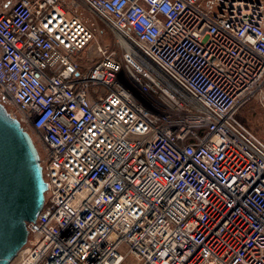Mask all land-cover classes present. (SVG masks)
I'll list each match as a JSON object with an SVG mask.
<instances>
[{"label": "built area", "instance_id": "built-area-1", "mask_svg": "<svg viewBox=\"0 0 264 264\" xmlns=\"http://www.w3.org/2000/svg\"><path fill=\"white\" fill-rule=\"evenodd\" d=\"M0 93L46 157L10 264H264V0H10Z\"/></svg>", "mask_w": 264, "mask_h": 264}, {"label": "water", "instance_id": "water-1", "mask_svg": "<svg viewBox=\"0 0 264 264\" xmlns=\"http://www.w3.org/2000/svg\"><path fill=\"white\" fill-rule=\"evenodd\" d=\"M47 184L32 138L0 102V264H10L27 240Z\"/></svg>", "mask_w": 264, "mask_h": 264}, {"label": "rangeland", "instance_id": "rangeland-1", "mask_svg": "<svg viewBox=\"0 0 264 264\" xmlns=\"http://www.w3.org/2000/svg\"><path fill=\"white\" fill-rule=\"evenodd\" d=\"M207 7H211V2H206ZM79 16L83 21L90 24L93 28L94 39L91 43V46H96L97 44L102 46L107 52H113L116 56H120L121 47L115 43L113 34L108 30V28L101 23L93 14H90L88 11H83L82 9L78 10ZM95 55V54H94ZM1 95V93H0ZM0 97V102H2ZM3 105L8 112H12L16 115L17 119L19 113L16 112L13 106L3 102ZM238 118L243 122V124L254 133L264 143V110L258 105L257 101H252L244 108L241 109L238 114ZM25 131L31 136L35 148L39 154L40 162L42 167L45 166V153L40 147L38 141L33 137L34 131L30 127H24ZM124 264H138L131 258H127Z\"/></svg>", "mask_w": 264, "mask_h": 264}, {"label": "crops", "instance_id": "crops-1", "mask_svg": "<svg viewBox=\"0 0 264 264\" xmlns=\"http://www.w3.org/2000/svg\"><path fill=\"white\" fill-rule=\"evenodd\" d=\"M10 4V0H0V13Z\"/></svg>", "mask_w": 264, "mask_h": 264}, {"label": "bare ground", "instance_id": "bare-ground-1", "mask_svg": "<svg viewBox=\"0 0 264 264\" xmlns=\"http://www.w3.org/2000/svg\"><path fill=\"white\" fill-rule=\"evenodd\" d=\"M39 155V154H38Z\"/></svg>", "mask_w": 264, "mask_h": 264}]
</instances>
